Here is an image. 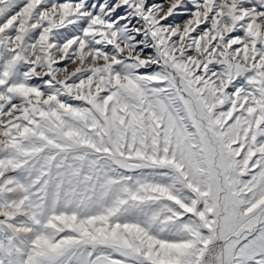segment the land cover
<instances>
[{
  "label": "snow or ice",
  "instance_id": "snow-or-ice-1",
  "mask_svg": "<svg viewBox=\"0 0 264 264\" xmlns=\"http://www.w3.org/2000/svg\"><path fill=\"white\" fill-rule=\"evenodd\" d=\"M0 264H264V0H0Z\"/></svg>",
  "mask_w": 264,
  "mask_h": 264
}]
</instances>
